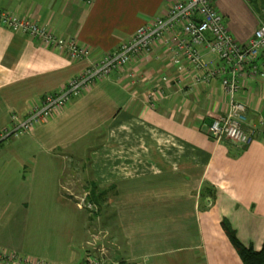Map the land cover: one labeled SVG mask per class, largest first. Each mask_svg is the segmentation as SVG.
<instances>
[{
    "label": "crops",
    "instance_id": "0c3cea01",
    "mask_svg": "<svg viewBox=\"0 0 264 264\" xmlns=\"http://www.w3.org/2000/svg\"><path fill=\"white\" fill-rule=\"evenodd\" d=\"M179 1L0 0V11L89 50L88 57L73 61L62 49L0 26V136L13 114L26 116ZM215 4L234 38L248 43L261 24L264 0ZM203 59L217 63L209 53ZM198 78L189 68L178 71L157 47L47 123L0 141V250L24 249L50 264H80L90 230L99 228L117 246L116 264H244L224 220L242 245L261 250L264 77H246L237 96L256 128L245 148L209 136L208 127L227 112L229 99L221 77L209 83ZM76 183L84 185L82 195ZM206 188L210 195L203 197ZM82 199L97 206L100 220L79 208ZM80 211L88 213L84 241L75 237ZM8 225L19 234L3 237Z\"/></svg>",
    "mask_w": 264,
    "mask_h": 264
},
{
    "label": "built area",
    "instance_id": "2783aa9c",
    "mask_svg": "<svg viewBox=\"0 0 264 264\" xmlns=\"http://www.w3.org/2000/svg\"><path fill=\"white\" fill-rule=\"evenodd\" d=\"M93 1L86 0L88 4ZM215 2L183 0L171 5L167 15L139 28L115 52L105 54L98 63L90 65L83 73L72 78L64 89L46 95L26 116L13 114L10 128L2 133L0 141L30 133L50 121L102 79L127 69L138 57L151 54L155 48L160 47L178 71L189 68L198 73L197 81L209 83L211 79L221 77L223 91L229 99L228 110L215 117L208 127V134L216 142L227 140L241 148L249 146L254 140L256 128L248 122L247 107L237 96L243 89L246 77H264V15L250 41L242 44L230 33ZM0 26L28 35L49 47L62 49L73 61L88 57L89 50L75 40H62L46 27L16 14L0 11ZM204 52L215 56L217 63L206 62L203 59ZM165 81L166 77L163 78ZM260 123V128H263L264 122ZM80 201L79 208L87 207L91 215L97 211L85 199ZM96 220H100L99 217ZM116 249V244L106 231L94 228L90 230L84 244L80 264H116L113 259ZM0 264L50 263L21 252L0 250Z\"/></svg>",
    "mask_w": 264,
    "mask_h": 264
},
{
    "label": "rangeland",
    "instance_id": "374dc122",
    "mask_svg": "<svg viewBox=\"0 0 264 264\" xmlns=\"http://www.w3.org/2000/svg\"><path fill=\"white\" fill-rule=\"evenodd\" d=\"M86 141L85 142H83L82 144H80L79 145V147H78V151H81L82 149H84V146L86 145ZM101 148H102V146H101ZM92 153L93 152H90L87 156H86V161H89L91 158H92ZM149 152H147V154H148ZM150 154V153H149ZM144 163L145 162H147V161H143ZM147 165V164H146ZM125 172V171H124ZM83 183V182H82ZM81 183V184H82ZM80 183H76V187H77V191H75V192H79V193H81V195H82V193H83V190H84V185L82 186ZM75 187V188H76ZM73 189H74V187H73ZM85 196V195H84ZM83 196V197H84ZM75 204H76V202H74ZM78 203H81V201L79 200L78 201ZM76 206H77V204H76ZM78 208V207H77ZM86 211H88L89 212V215L91 216V211L86 207ZM76 219H77V222H76V234H75V237L77 238V239H79V240H81V241H84V239L86 238V228H87V226H88V224H87V222H86V217H87V215H88V213L87 212H85V211H80V212H76ZM4 229V232L2 233L3 235V237H12V236H16L17 234H19V232H20V230L19 229H17V228H15L14 226H12V225H8V226H6V227H4L3 228ZM0 234H1V232H0ZM8 244L11 246V247H13V246H15V242H14V240H10L9 242H8ZM78 242L76 241L75 243H74V249H76L78 252H79V255H81L80 254V251H81V248H80V246L78 245ZM11 249H17V248H11ZM18 251H19V249H17ZM21 251V253H25L26 254V251L24 250V249H22V250H20ZM25 251V252H24ZM28 253V252H27ZM82 254H83V251L81 252Z\"/></svg>",
    "mask_w": 264,
    "mask_h": 264
},
{
    "label": "trees",
    "instance_id": "16d2710c",
    "mask_svg": "<svg viewBox=\"0 0 264 264\" xmlns=\"http://www.w3.org/2000/svg\"><path fill=\"white\" fill-rule=\"evenodd\" d=\"M208 194L210 195L208 189L207 188L204 189V191L202 192L203 197L207 196ZM91 195L93 197L97 196L95 192L92 193ZM92 200L93 199H90V201ZM93 201L95 202L97 200L94 199ZM95 204H97V202H95ZM98 214H99V209L96 212H93V215H91L92 219L96 220V218L99 216ZM222 226L244 264H264V243L261 250L259 251L254 250L252 247L247 248L244 245H242L240 241L237 239L236 232L233 230V228L231 227L230 223L227 220H224L222 222Z\"/></svg>",
    "mask_w": 264,
    "mask_h": 264
}]
</instances>
